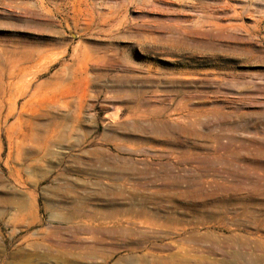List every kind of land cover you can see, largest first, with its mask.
<instances>
[{"label": "rangeland", "instance_id": "rangeland-1", "mask_svg": "<svg viewBox=\"0 0 264 264\" xmlns=\"http://www.w3.org/2000/svg\"><path fill=\"white\" fill-rule=\"evenodd\" d=\"M0 264H264V0H0Z\"/></svg>", "mask_w": 264, "mask_h": 264}]
</instances>
